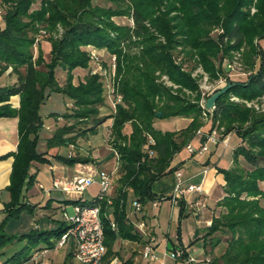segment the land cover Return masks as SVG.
I'll return each instance as SVG.
<instances>
[{
  "label": "trees",
  "instance_id": "1",
  "mask_svg": "<svg viewBox=\"0 0 264 264\" xmlns=\"http://www.w3.org/2000/svg\"><path fill=\"white\" fill-rule=\"evenodd\" d=\"M34 1L0 0L4 21L0 27V73L10 67L16 76L13 83L0 85V116L18 119L16 150L0 154V159L9 155L13 159L6 185L10 194L5 203L6 217L0 223V259L4 247L16 238L4 229L6 220L17 218L20 211H31L34 206L21 200L24 186L34 180L35 174L28 169L33 160L50 161L49 152L38 150L36 145L37 130L43 123L39 108L50 92L59 91L72 101L73 108L62 116L73 121L54 129L45 140L48 147L71 144L74 138L95 132L96 125L104 119H111L106 142L117 155V166L110 206L106 207L94 194L89 199L82 196L64 199L66 203L100 205L99 223L105 245L100 264H103L112 255L110 244L115 236H136L123 211L124 193L130 190L138 202L153 198L151 181L174 169L168 166L174 152L201 125L197 103L183 97L181 90L185 87L196 91L197 85L189 72L181 69L182 61L177 54L196 60L214 77L219 70L213 65L218 53L243 48L248 74L239 81L227 79V88L217 95L212 106V123L222 126L223 133L234 130L240 142L231 149L229 168L219 169L224 194L215 205L220 211L210 218L203 235L215 232L208 238L209 247L221 239L224 241L222 252L212 259L216 264H264V205L260 202L264 201V189L258 184L264 181V113H254L228 98L232 94L250 99L264 93V50L251 39L264 38V0H107L112 3L108 6L92 4L90 0H39L38 6L33 7ZM251 5L252 13L248 11ZM112 15L128 16L132 24H116L110 19ZM213 24H218L221 31L211 37L208 32ZM42 27L50 33L47 59L40 46H36V55L32 47L36 31ZM84 45L104 48L115 58L113 85L119 101L104 117L97 113L103 102L98 74L85 71L83 78L74 81L73 69L89 67ZM57 66L65 71L63 84H59L54 74ZM156 70L166 74L176 86L156 81ZM17 93L16 107L8 100ZM155 111L160 112L159 118L179 116L189 120L178 129L160 130L152 126ZM125 122L130 127L128 133L121 130ZM81 123L86 125L80 126ZM148 135L153 142L146 139ZM53 157L68 165L94 160L88 154L55 153ZM180 205L181 201L179 214ZM106 212L115 229L108 225ZM66 228L61 221L50 229L32 227L22 232L16 239H24L23 244L7 254L1 264H20L35 248H53ZM185 255L182 251L180 258ZM73 257V252L68 251L60 264H74ZM131 262L125 259L121 264Z\"/></svg>",
  "mask_w": 264,
  "mask_h": 264
},
{
  "label": "crops",
  "instance_id": "2",
  "mask_svg": "<svg viewBox=\"0 0 264 264\" xmlns=\"http://www.w3.org/2000/svg\"><path fill=\"white\" fill-rule=\"evenodd\" d=\"M2 11L3 9L0 7L1 28L4 26V21L1 17ZM263 40L259 39L261 47V41ZM39 45L43 49L44 58L47 59L50 50L49 45H46V40H43V38ZM8 69L10 68L8 67ZM81 69L77 67L73 71L80 75L79 70ZM82 75L77 76L78 79H81ZM15 80L13 79V82ZM18 99L19 95L17 93L12 95L8 101L17 107ZM168 119L173 123V129L183 127L186 121L189 120V118L179 116ZM107 120L105 122L106 126L111 122L110 118H107ZM17 121L18 119L15 116H0V154L16 150V141H18V132L16 131ZM211 124L212 122H202L187 142L192 147V150H185L186 143L181 149L174 152L168 163V166H172L174 169L151 181L150 188L153 198L139 202L140 206L134 210L132 208V200L135 197L131 194L130 190L124 193L123 211H125L127 222L132 225L133 231L136 232V236L135 238H119L115 236L110 244L112 255L108 258L107 263L103 264H121L125 259H130L132 264H216L212 259L222 252L224 241L221 239L218 244L209 247L208 238L214 235L215 232L208 236H204L203 234L210 223V218L217 216L220 211V207L215 205L224 194L222 192L224 179H222V173L219 169L229 168L230 161L232 160L231 149L240 142V138L237 137L234 130H229L227 133L218 130L214 135L216 140L214 142L210 141L206 139L205 135L211 129ZM121 127L122 132H130L128 122L123 123ZM202 145L205 148L199 151ZM92 152L93 150L88 156H92L94 160L93 162L83 163L86 165L84 170L88 166L94 170H111L115 164L113 156L107 158L105 151L93 156ZM238 159L242 160L241 156ZM12 161L11 155L0 159V223L6 217L5 203L10 197L6 185L10 180L9 172L12 168ZM45 164L47 163L42 164L33 160L28 172L35 174L34 180L24 186L21 196L22 201L34 205L30 211L34 214V224L32 227L40 229H50L61 222L60 209L62 206H66L67 208L69 204L72 205V203H66L64 199L74 198V196L67 195L63 191H60L59 194L58 190H51L49 193H46L44 188L38 186V183H41L44 187H48L54 176L70 178L76 173V164L71 165L73 168L72 174H67L65 171L66 167L70 165L62 164V162L59 165L50 164L48 167H42ZM103 166H109V168L106 169ZM176 171L180 173L179 178L182 187L191 183L198 185L199 189L188 190V192L186 190L178 194L173 193ZM113 193L114 185L112 183L109 196ZM172 195L174 196L172 197ZM153 201L156 203L153 204ZM180 201L182 204L180 205L182 208L181 214H179L178 209ZM106 215L110 217L107 212ZM10 219L6 220L3 226L4 229L9 224ZM138 221H141L143 224V232L138 231L135 227V223ZM145 244L151 245L150 249L154 254V257L151 259L142 255L141 249ZM6 246L4 247L5 253L1 256L2 259L10 251L13 252L12 250H8ZM63 247L65 251L60 255L58 250ZM43 248L45 249V247L35 248L29 252L30 256L32 252L37 251L36 263L31 261L29 257L20 264H38V262L42 264H60L68 251L73 252L75 250V244L72 240L67 239L62 246L46 248L45 251ZM176 248L184 251L186 255L182 258L173 256L170 252L172 249L176 250ZM2 259H0V264ZM72 261L74 264H77L74 257Z\"/></svg>",
  "mask_w": 264,
  "mask_h": 264
},
{
  "label": "rangeland",
  "instance_id": "3",
  "mask_svg": "<svg viewBox=\"0 0 264 264\" xmlns=\"http://www.w3.org/2000/svg\"><path fill=\"white\" fill-rule=\"evenodd\" d=\"M38 1L36 0L32 3L33 7H37L38 6ZM90 3L92 4H98V5H103V6H108V5H112V3L108 2L107 0H90ZM248 11L250 13L254 12V6L251 5L250 8H248ZM3 13V11H2ZM110 19H112V21L116 24H128L130 23V18L128 16L125 15H112L110 17ZM212 27L209 29L208 34L211 37L216 36L217 33H219L221 31V28L218 24H213L211 25ZM60 26L57 28L58 31H60ZM50 33L47 32V30H45L43 27L37 29L36 34H35V38H37V43H33L32 47H34V54L37 53V47L36 46H40L39 43L42 40H46V45H49V40L47 39L48 35ZM252 42L254 44H259V39L263 38H256V37H252ZM35 41V40H34ZM261 45H262V50L264 49V40L261 41ZM50 46V45H49ZM90 46V45H88ZM87 45H84V49L86 51L87 54V50H86ZM42 48V47H41ZM95 50L98 52V55L100 57V59L103 62V66L108 68V64L110 62V59L107 57V52L104 48H96L94 47ZM241 49H238V55H236V57H233V53L232 51H228L227 54H220L218 53V56L214 58V66L215 67H219V70L216 71V75L214 77H211L210 75L207 74V72L201 68L200 63L196 62V60L193 61V59L191 57H183V55L177 54L178 60H181V69L189 72V75L193 78V81L196 83L197 85V89L196 91H192L189 90L187 88H181L182 93H183V97H186L188 100L190 101H195L198 105V109L199 110H204L206 111L207 116H203L201 111L200 113V121L205 122V120H212V106L210 108V106L206 107L205 105V100L206 97L209 93H212L213 91L219 89L220 87L226 85V80H243L244 77H246V75L248 74V71L245 70L244 67V59H243V54L241 53ZM43 52V49H42ZM36 55V54H35ZM221 55V57H220ZM87 56V55H86ZM44 57V54H43ZM48 57V56H47ZM45 59V58H44ZM88 59V58H87ZM196 59V57H195ZM231 61V62H236L233 63L232 67L233 69H227V67H224V63ZM195 62V64H194ZM93 63L92 61H90V59H88V66H92ZM88 68L86 67H78V68H82L81 70H79L80 75H82V73L85 74V71H88ZM10 68V67H9ZM77 68V67H76ZM54 74L56 75L57 80L59 81V84H63L64 80H65V71L62 67L57 66L56 69L54 70ZM74 74V81L77 82L79 79L77 76V73H75L73 71ZM83 74V75H84ZM98 74V73H97ZM112 74V73H111ZM157 74V80L159 81L161 84H164L166 86H171V87H175L176 85H172L171 82L167 79V81L169 82V84H167L165 82V78H167L166 74L164 73H160L158 70L155 71V75ZM83 75L81 78H83ZM76 76V77H75ZM164 76V77H162ZM112 78H115V72L113 71V75ZM110 73L104 74V75H99L98 74V79H99V84L100 86H102V104L98 106V111L97 113L99 114V116H103L107 115V113H111L113 110V107L110 104V96H108V85L110 84L109 82L112 80ZM13 79H16V76L14 75V73H12L11 68L10 69H5L4 71H2L0 73V85H5V84H11L13 83ZM206 87V88H203ZM201 87L203 88L202 90L204 92H201ZM195 95V97H194ZM228 98L230 99L231 96H236V95H232V94H228ZM200 96L203 97V102H202V106H199L198 104V100L200 98ZM237 97V96H236ZM195 98V99H194ZM238 100H233V101H238L239 104L241 103L244 107L250 108L254 113H264V95L263 96H255L253 98L250 99H244V98H239L237 97ZM231 100V99H230ZM243 100H247L248 102H250V104H246ZM256 106V108H254L253 106ZM73 108V103L72 101L65 96L63 93L61 92H55L52 91L50 92L49 96L47 98H45L40 105L39 108V115L40 117H42V126H40V128L37 130L38 131V137L39 139L37 140V149L40 151H44L47 150L49 152V155L47 156L48 158H50V161H47V164L43 165L42 167H48V165L50 164H56L59 165L62 161H58L56 158L53 157V154L55 153H59L60 155H67V154H79V155H86L93 150L92 155L95 156L97 154H100L101 152L103 153V151H105V156L107 158H111L112 155V151L109 148V144L106 142V139L109 137V128L108 126L105 125V122H107V118L104 119L100 124L96 125V130L95 132H91V133H86L84 136H78L76 139L74 138V141L71 144H61L60 146H56V147H48L47 144H45V140L48 136H50L52 134V132L54 131V129L59 126L62 125L63 123L66 122H72L73 119H66L64 116H62V114L64 112L67 111H71V109ZM210 108V109H208ZM155 122H153V125L155 128L160 129V130H173V123L170 122V120L168 118H159L156 117ZM212 122V121H211ZM214 122V121H213ZM215 123V122H214ZM213 124V123H212ZM81 125H86V123H81ZM127 126V124H125ZM223 128V127H222ZM75 132L78 130L76 129V127L74 128ZM127 129V128H125ZM124 129V131H126ZM97 157V156H96ZM114 157V156H113ZM111 160V159H110ZM60 162V163H59ZM242 163V160L240 161ZM87 163V162H86ZM44 164V163H42ZM64 164V163H62ZM75 170L76 171H84L86 165H84L83 163H75ZM68 165V164H66ZM106 169L109 168V166H103ZM72 166L70 165L69 167H66V172L67 174H72ZM115 180H116V175L115 173H112V183L113 185H115ZM259 186L261 189H264V181H259ZM97 191V185L95 183H91V185L88 186V188H86V190L84 191V193L81 195L83 198L89 199L91 196H93V194H95ZM60 194V191H57ZM64 196V194H62ZM261 204L264 205V201H260ZM72 209V205L69 204L67 206V212H71ZM20 216L17 218H11L9 221V224L6 225L5 230L6 232L9 231V233H13L16 235V238L18 236H20L23 233L28 232L31 228L32 225L34 224V220H33V216L34 214H32L30 211L28 210H23L20 214ZM14 238V240H12V242H10V245L6 246L8 250H17L21 247V245L23 244L24 239L22 240H18ZM63 251H65V248H61L58 250L59 254L61 255L63 253ZM11 252V251H10ZM73 262V261H72Z\"/></svg>",
  "mask_w": 264,
  "mask_h": 264
},
{
  "label": "built area",
  "instance_id": "4",
  "mask_svg": "<svg viewBox=\"0 0 264 264\" xmlns=\"http://www.w3.org/2000/svg\"><path fill=\"white\" fill-rule=\"evenodd\" d=\"M132 24V20L130 18V23ZM37 43V38L34 41V44ZM87 50V58L92 61L93 65L89 67L88 72L89 73H98L99 75L109 74L113 75V69L115 68L114 60L115 58L112 56V54H107V57L110 59V62L108 64V68L104 67L102 65V60L100 59V55L95 50L93 46L86 47ZM233 57L235 58L236 55L239 53L237 51H233ZM99 55V56H98ZM233 63L228 61L224 63V67H227V69H233ZM112 73V74H111ZM164 77V76H162ZM165 82L169 84L167 81V78H165ZM108 85V96H110V104L113 107L115 103L119 101V93L115 91V86L113 85V78L109 82ZM174 85V84H172ZM203 88H206L203 86ZM201 87V92H204ZM264 93H261L260 96H263ZM231 100H238L236 96H231ZM246 104H250L247 100H243ZM203 97L200 96L198 100L199 106H202ZM256 108V106H253ZM211 108V106H210ZM208 108V109H210ZM203 116H207L208 113L204 110H200ZM208 123H210L209 120H205ZM211 129L209 130L208 134L205 135L206 139L210 141H215L216 138H214L215 133H217L218 130H222V126H218L217 124L213 123L211 124ZM146 139L149 142H153L151 138L146 136ZM110 148V147H109ZM185 150L191 151L192 147L187 143L185 146ZM205 146L202 145L199 149H204ZM112 150V155L114 156L115 164L112 166L111 170H94L91 167H87L84 171H76V173L70 177L65 178L63 176H54L52 178V181H50V185L48 187L42 186L41 183H38V186L41 188H44V191L46 193H49L51 190H58L63 191L67 195H71L74 197H81V195L84 193L85 189L90 185L91 183H95L97 185V191L94 194V197L98 199V201H103L106 207L110 206L112 198L109 196V191L111 188V179H112V173L115 172V166H117V155L115 154V151ZM180 173L178 171L175 172L174 177V191L173 193L178 194L182 191L188 192V190L192 189H199L198 185L194 184H187L186 186H181L180 181ZM174 195H172L173 197ZM156 202L153 201V204ZM138 206H140V203L133 199L132 200V208L134 210L138 209ZM100 205L98 203L96 204H88L85 202H76L72 203V209L71 212H67L66 206H62L60 209L61 213V219L66 225V230L56 239L55 246H62L67 239H70L75 244V250H73L74 259L76 260L77 264H99L101 262V257L103 255V252L105 250V245L103 244L102 239V230L100 226V212H99ZM104 216H107L104 213ZM113 220L111 217H108V225L115 229V225L112 222ZM135 227L138 231L143 232V224L141 221H138L135 223ZM151 245L145 244L143 248L141 249L142 255L148 259H151L154 257L153 252L150 249ZM44 249V248H43ZM46 248L44 249V251ZM173 256L180 257V254L182 253V250L179 248L172 249L170 252ZM30 259L34 263H36L37 259V251H34L30 254ZM38 264H42L41 262H38Z\"/></svg>",
  "mask_w": 264,
  "mask_h": 264
},
{
  "label": "water",
  "instance_id": "5",
  "mask_svg": "<svg viewBox=\"0 0 264 264\" xmlns=\"http://www.w3.org/2000/svg\"><path fill=\"white\" fill-rule=\"evenodd\" d=\"M227 86L228 85L226 84V85L220 87L219 89L213 91L212 93H209L206 97V100H205L206 107L214 105L215 99L218 97L217 95H219L221 92H223L227 88ZM159 115H160V112L155 111V116L158 117Z\"/></svg>",
  "mask_w": 264,
  "mask_h": 264
}]
</instances>
